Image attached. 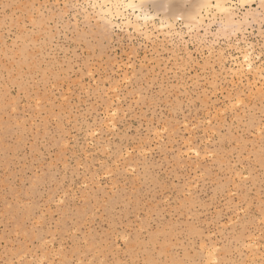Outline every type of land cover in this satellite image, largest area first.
<instances>
[{"label":"rangeland","instance_id":"rangeland-1","mask_svg":"<svg viewBox=\"0 0 264 264\" xmlns=\"http://www.w3.org/2000/svg\"><path fill=\"white\" fill-rule=\"evenodd\" d=\"M225 2L0 0V264H264V0Z\"/></svg>","mask_w":264,"mask_h":264},{"label":"bare ground","instance_id":"bare-ground-1","mask_svg":"<svg viewBox=\"0 0 264 264\" xmlns=\"http://www.w3.org/2000/svg\"><path fill=\"white\" fill-rule=\"evenodd\" d=\"M101 1V4L102 5H109L108 6V9H107V7H106V9L107 10H104V11H107V12H105V13H108V11H109V17H110V9H113V7H114V12H116V15L117 14H120V12H121V10H120V8H118V6L120 7H122V10L123 9H135V10H137L138 11V13H139V15L137 16V17H142V19L144 20V22H145V20L147 19L148 20V18H153L152 17V14H147L146 13V10H145V12L143 11V10H141V8H142V6L145 4V3H147V2H151V1H155V0H100ZM201 1V3H200V9H198V11L197 12H193L192 14H190V15H186L185 17H186V19L185 20H189V21H191V23H192V21L193 22H196V21H200V17H201V12H200V10L201 9H203L204 11H205V13H207V12H209V9L211 8V7H214V9L215 10H217L219 13H229V10H230V8L227 6V4H226V2H225V0L224 1H220V0H214V5L211 3V0H200ZM245 1H249V2H251V1H253V0H245ZM146 6V5H145ZM145 6H143L144 7V9H146L145 8ZM164 6H166V5H164ZM199 6V5H198ZM143 9V8H142ZM164 9H166V8H164ZM163 10V9H162ZM113 11V10H112ZM126 11V10H125ZM163 12V11H162ZM137 13V14H138ZM164 13V12H163ZM115 14V13H114ZM115 15V16H116ZM181 15H179V17H180ZM112 17V16H111ZM117 17V16H116ZM156 17V16H155ZM134 18H136V16H134ZM141 19V18H140ZM180 19V18H179ZM142 20V21H143ZM162 20H164V18L162 19ZM167 20V19H166ZM180 20H182V19H180ZM143 22V23H144ZM162 22V21H161ZM185 22V21H184ZM183 22V23H184ZM167 23V22H166ZM188 23V22H187ZM168 25H163V27H166V26H170L169 24L170 23H167ZM186 24V23H185ZM189 24H190V22H189ZM187 25V24H186ZM137 26V25H136ZM136 26L134 27V28H136ZM141 26V25H140ZM162 27H160V29H161ZM244 58H247V57H244ZM245 60V59H244ZM243 60V61H244ZM247 60H248V58H247ZM249 62V61H248ZM249 66V65H248Z\"/></svg>","mask_w":264,"mask_h":264}]
</instances>
